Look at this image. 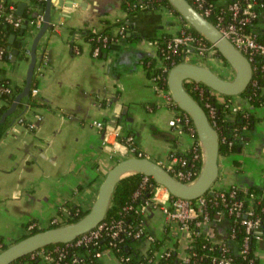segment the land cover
Segmentation results:
<instances>
[{"label": "crops", "instance_id": "obj_1", "mask_svg": "<svg viewBox=\"0 0 264 264\" xmlns=\"http://www.w3.org/2000/svg\"><path fill=\"white\" fill-rule=\"evenodd\" d=\"M123 1L53 2V28L37 48L38 61L43 57L46 60L42 61L45 63L42 73L36 76L39 93L34 97L44 106L33 108L24 98L6 121L0 140V239L6 235L22 239L29 232V224L45 228L53 218L65 221L70 206L78 211L89 209L107 172L130 156L127 137L133 138V144L146 157L160 164L171 154L190 149L195 138L188 132L175 133L170 125L172 112L153 89L143 64L146 57L156 58L158 65L162 63L157 42L165 34L178 33L181 16L166 9L130 16L131 29L119 37V28H115V41L104 56H94L92 44L80 33L86 28L100 29L105 20L126 18ZM9 2L17 8L28 0ZM262 13L255 25L256 32L261 34ZM37 32L27 36V48L32 46ZM15 50L19 49L12 48L13 58L1 62L0 69L14 87L23 88L24 77L18 76L12 82L7 74L9 66L20 58ZM230 73V77L224 78L232 79L233 68ZM234 101L241 108L254 111L259 118L264 116V107L255 109L245 97H234ZM21 116L29 118L34 127L19 122ZM234 117L229 115L230 119ZM95 121L103 122L104 128L96 127ZM247 134L238 152L220 155L219 182L214 190L262 187L264 120L257 121ZM142 219L146 230L162 237L165 220L159 209L150 206L142 213ZM228 226V222L211 226V238L221 241ZM257 233V264H264V226ZM189 236L181 234L178 245L181 256L187 254ZM146 246L144 241L142 248ZM99 261L122 264L111 250H105Z\"/></svg>", "mask_w": 264, "mask_h": 264}, {"label": "trees", "instance_id": "obj_2", "mask_svg": "<svg viewBox=\"0 0 264 264\" xmlns=\"http://www.w3.org/2000/svg\"><path fill=\"white\" fill-rule=\"evenodd\" d=\"M9 1L10 0H0V4H2L4 8H8V6L10 5ZM144 1L147 7L141 10L139 6H135V4L137 3L136 0H124L122 6L124 11L127 12L128 16L126 18H119L115 22L105 20L103 27H101L100 29L86 28L80 30V33L87 41L92 44V47H100L99 56H104L105 52L111 48L112 42L105 45L103 42V38L105 36L109 37L110 39L115 38L113 32L115 28H124V31L120 34V36H125L131 29V24L128 20L130 16L137 13L148 12L154 9L158 10L162 8H166L172 11L174 14L180 16V14L172 7L168 0ZM233 1L236 0H228V3ZM240 1L246 2L247 0ZM207 2L209 5H212V14L208 17V19L212 23L216 24V17L222 12L226 4H223L220 0H207ZM256 3L258 18L254 23V29L259 16L261 17V15H263L262 12L264 11V0H256ZM47 8V0H28L27 6L22 16L25 22L27 21V28L22 35L20 34L21 28L14 29L11 25L4 22L0 18V46L5 48L7 54L13 53L12 48H17L19 49V56H24L22 55V50L25 43V38L28 35H33L37 30L35 24L32 22L35 21L41 14H45ZM183 21L186 22L184 19ZM190 30L198 34L195 29L191 28ZM11 34H16L17 36V39L13 43H10L9 41ZM256 34L259 39L264 38V33L261 34L257 32ZM172 37L173 35L171 34H165L157 42L159 59H161L164 65L168 66V68L173 67L174 64H177L181 61L180 58H177V55L172 54L168 50L167 44ZM214 56L223 59L224 63L228 64L216 48ZM27 59L29 58L27 57ZM41 60L45 61L46 58L43 57ZM174 61L175 63H173ZM143 64L145 65L150 78H153L154 76L160 74L164 77L168 76V72L164 71L163 67L157 64L156 58L146 57L145 59H143ZM253 65L256 66V71L253 79V81H256V85L251 84L248 89L241 95V97L248 98L251 105H253L255 109H258L264 105V95L261 93V90L264 87V79L262 77L264 71L260 69L261 66H264V57L256 55L253 60ZM4 74L5 71L3 69H0V84H6L9 82V79L6 78ZM37 83L38 79L35 75L32 87H35ZM195 85L196 82L194 81H187L185 83L187 91L200 103L207 114H209L210 109L206 107V103H210V105L213 106L215 110L214 119L217 122L216 128L218 129L220 138H225L224 142L221 141L220 154L222 156H227L234 152H238V150L246 142V137L248 135L247 133L253 130L257 121L264 120V116L259 118L258 116H256V113L254 111H250L248 109H240L236 112L234 119H230L229 115L231 113L230 108L227 106V104L234 100V97L222 96L225 101H221L218 94H215L208 90L205 85L199 84L205 90L202 96L200 92L195 89ZM21 89L22 87H15L16 92L14 96H9L6 94L0 95V103H2L0 104V119L3 113L13 104L16 94L19 93ZM26 99L28 104L33 108L44 106V104H41L32 95H30V97ZM9 120L10 117L7 118V121ZM26 124L28 123L26 122ZM194 136L196 137V142L198 143V136L196 132ZM173 154L178 157H183L188 161V165H186L185 167L178 165L176 167L177 169H188L191 164L194 165V168L197 171H199V169L202 167V161L199 159H194L195 153L193 149L186 153ZM135 155L146 157V155L139 149L135 152ZM155 185L156 184L153 182L152 178H150L147 182H144V175L142 174H133L124 178L116 188L111 207L106 217V221L111 222L122 219L126 224L131 226V229L134 232H136V230L143 226L142 214L137 213L135 210H125V207L132 205L136 208L146 201H150L151 197L154 194ZM235 191L236 195L234 198L230 197V193L225 191L224 192L226 193L228 202L236 200L243 201L242 214L240 217H237L234 214L230 215L228 207H224V204L221 202L220 198L216 200L213 196H211L210 193L205 196L206 209L208 210L209 215L214 218L217 216L218 210H223L222 216L224 217V223L228 222L229 226L226 229V236L223 238L222 243H217L212 240L210 236V226H205L202 229L196 228L197 231H200V234L195 236V239L188 248V250L194 254V257H192L189 262L183 263L179 256V252L173 251L169 257L165 258L162 261V264H214V258H221L223 256L231 257L237 264H257L258 258L256 256L255 250L258 237L257 232L264 226V198L257 197L254 201H251L249 197L252 193L256 195H263V190L260 187H253L247 190L235 187ZM251 205L253 206L256 215L261 218V223L257 230L248 234L242 221L246 219V212ZM69 211L70 215L68 219L65 220V222L72 223L81 219L89 211V209L78 211L77 207L70 206ZM30 225L31 224L27 226L29 232L23 238L48 228L58 227L62 224H51L45 228L34 226L32 229H29ZM146 232L149 231L146 230L144 233L146 234ZM145 234L138 238L134 236H128L127 233L121 234L124 240L122 242L117 241V246H115L112 251L119 258L123 259L122 264H150V258L162 244V239L156 237L154 248L147 251V254L145 255V253L142 251V244L145 239ZM247 236L249 238V250L248 253L242 254L241 250L243 249L244 241ZM111 240L112 238L109 235L104 234L98 240V244L91 243L88 245L83 244L81 246H71L68 248L66 257L60 261V264L70 262L77 253H82L83 255V259L79 264H100V261L96 258L95 254L98 251H104L109 248V243ZM0 244H3L1 249H5L6 247H8L5 243H3V239H0ZM57 245L64 246L65 244L51 245L46 247L45 250L53 249ZM223 248H225L226 251H224ZM40 263V257H32V255L24 256L13 262V264Z\"/></svg>", "mask_w": 264, "mask_h": 264}, {"label": "built area", "instance_id": "obj_3", "mask_svg": "<svg viewBox=\"0 0 264 264\" xmlns=\"http://www.w3.org/2000/svg\"><path fill=\"white\" fill-rule=\"evenodd\" d=\"M137 3L135 6H139L140 9H145L147 5L145 4L144 0H136ZM192 6L204 17L208 19L209 16L212 14V5L208 4L207 0H188ZM134 6V7H135ZM256 0H247L246 2H242L240 0H236L230 2L225 5V8L222 12L217 15L216 17V24H214L222 34L228 38L234 46L243 52L248 59L251 61L253 65V60L256 55L264 57V38L259 39L257 37V32L254 29V23L258 18V13L256 10ZM166 9V8H162ZM16 6L14 4H10L8 8H4L2 4H0V18L11 25L14 29L21 28L24 24L25 20L22 16L16 13ZM168 10V9H166ZM170 11V10H169ZM181 18V27L175 35L168 41V50L174 55H177V58H180L181 61L179 63H192L198 65H205L208 66L207 60L215 58V47L200 33L196 34L192 32L190 29L192 28L190 24L183 21ZM209 20V19H208ZM45 21V14H41L35 21L32 23L35 24L37 31L42 26L43 22ZM95 29V28H94ZM95 31V30H94ZM124 28L119 29V37L121 33H123ZM115 38L110 39L109 37L105 36L103 38V42L105 45L112 42L114 43ZM210 43V45H209ZM27 54L30 58V50L27 49ZM93 54L94 56H98L100 54V47L95 46L93 47ZM6 57V58H5ZM213 57V58H212ZM13 58V54L6 53L4 47L0 46V63L5 60H10ZM217 58V57H216ZM175 60V59H174ZM162 62V60H161ZM175 63V61L173 62ZM177 63V64H179ZM177 64H174L177 65ZM44 62H37L35 75L39 76L44 68ZM159 66L163 67L164 71L169 72L170 68L165 66L162 62ZM210 67V66H209ZM260 69L264 71V66H261ZM254 75L256 71V66L253 65ZM264 79V73L262 75ZM254 79V78H253ZM152 86L155 92L160 95L163 99V104L168 106L172 112V117L170 120V125L177 134H183L184 132H188L191 134L195 139L190 146V150H194V159H199L203 162V148L201 142L198 139V143L196 142L195 128L194 124H192V119L189 114L182 111L177 104L173 101L171 93L167 86V77L163 75H156L151 78ZM200 83L196 82L195 89L200 92L203 96L204 89L199 85ZM251 84L256 85V81L251 82ZM211 92L218 94L220 96L221 101H225L221 95L213 90ZM15 87L11 83L0 84V95H15ZM39 93V89L37 85L32 87L31 95L36 96ZM261 93L264 95V87L261 90ZM238 97V96H236ZM249 101L248 98H246ZM207 108L210 109L208 117L210 119L211 124L216 128L217 122L214 119L215 117V110L210 103L205 104ZM230 108L231 114H236V112L241 108L238 104L232 100L230 103L227 104ZM264 107V105L262 106ZM212 118V121H211ZM19 122L26 124L28 122L27 117L21 116L18 118ZM30 128L34 127V123L28 122L27 124ZM94 125L98 128L103 129L105 124L101 121H95ZM217 129V128H216ZM218 130V129H217ZM221 141H225V138L221 139ZM125 143L129 146V155L130 156H137L135 152L138 150L137 146L133 145V138L127 137L125 139ZM181 165L185 167L188 165V161L183 157L175 156V154H171L168 160L162 164L176 179L185 182V183H192L194 182L200 172L195 170L194 165L188 169H177L176 167ZM264 178V172H263ZM150 178L144 176V182H147ZM264 181V180H263ZM263 191V195H256L252 193L250 195V200L254 201L257 197L264 198V183L262 187H260ZM230 193V197L234 198L236 195L235 187L229 188L223 191L217 190H210L207 194H211L214 199L218 200L220 198L221 202L224 204V207H228L230 215H236L240 217L242 214V207L243 201L236 200L232 202L227 201V196L225 192ZM206 194V195H207ZM205 195V196H206ZM200 197L196 200H187L182 198L173 197L168 189L162 185L156 184L154 187V194L151 197L150 201H146L145 203L137 206L136 208L132 205L125 207V210H135L137 213L142 214L145 212L146 209H149L150 206L153 208H157L161 211L164 216L165 220V231L161 237L162 244L160 247L155 251L153 256L150 258V264H162V261L169 257L173 251H178L179 244H180V237L182 233L189 234L188 239V248L189 245L195 239V236L200 234V231L196 230V228H203L205 226H214L219 225L224 222V217L222 216L223 210L217 211V216L212 218L209 215L208 210L206 209V197ZM246 219L242 221L245 225L246 231L248 234L252 233L253 231L257 230L260 223L261 218L256 215L253 206L251 205L248 211L246 212ZM60 222H64L59 218H53L51 224H58ZM35 224H31L29 229H32ZM130 228V229H128ZM146 228L143 224L136 232L131 229V226L126 224L124 220L120 219L118 221H111L107 222L106 220L99 224L95 229L81 235L75 241L66 243L64 246L57 245L53 249L45 250V248L34 252L32 257L39 256L41 263L44 264H60V261L66 257V253L68 248L71 246H81V245H88V244H98V240L104 235H109L112 240L109 243V248L106 250H111L117 246V241L122 242L124 239L122 238V233H127L128 236H134L136 238L145 234ZM226 236V231H225ZM224 236V237H225ZM234 237V235H233ZM258 238V237H257ZM156 240V236L151 234L150 232H146L144 241L147 243L146 248H142V251L147 254V251L154 248V242ZM213 240V238H212ZM223 240V239H222ZM221 241H215L217 243H222ZM226 251L225 248H223ZM249 250V238L248 236L245 238L243 249L241 250L242 254L248 253ZM105 251V250H104ZM104 251H98L95 256L99 260L104 253ZM82 253H77L71 259L70 262H65V264H79L83 257ZM181 261L183 263H187L190 261L194 254L191 253L189 250L185 256H181ZM121 259V258H120ZM123 259H121V262ZM214 264H237L231 257L223 256L221 258H214ZM13 264V263H12ZM168 264V263H163Z\"/></svg>", "mask_w": 264, "mask_h": 264}, {"label": "water", "instance_id": "obj_4", "mask_svg": "<svg viewBox=\"0 0 264 264\" xmlns=\"http://www.w3.org/2000/svg\"><path fill=\"white\" fill-rule=\"evenodd\" d=\"M55 1L47 0L48 8L45 12V21L36 33L30 48L25 85L0 119V140L6 130L7 118L15 112L17 105L24 98H29L31 95L38 62L37 48L47 31L53 28L51 8ZM168 1L193 29L203 35L219 51L233 68L235 74L232 79H227L217 74L209 66L185 62L171 67L168 72L167 86L172 99L182 111L190 115L203 148V162L198 178L192 183L182 182L176 179L162 164L149 157L129 156L122 159L107 172L94 203L81 219L20 239L0 251V264H12L24 256L51 245L73 242L81 235L95 229L106 220L117 186L130 175L142 174L152 178L155 184L166 187L173 197L187 200L199 199L213 189L214 183L220 176L221 138L218 130L211 124L206 111L187 91L185 83L194 81L205 85L208 90H213L224 96H241L254 78L253 65L248 57L237 49L211 21L201 15L188 0ZM26 6V2L19 3L16 13L23 16ZM26 28L27 21L21 27V35L24 34ZM15 38L16 34H12L9 39L10 43H13ZM14 53L18 54L19 50H15Z\"/></svg>", "mask_w": 264, "mask_h": 264}, {"label": "rangeland", "instance_id": "obj_5", "mask_svg": "<svg viewBox=\"0 0 264 264\" xmlns=\"http://www.w3.org/2000/svg\"><path fill=\"white\" fill-rule=\"evenodd\" d=\"M21 37V36H20ZM19 37V38H20ZM28 37L26 36L25 40L27 39ZM23 39V38H22ZM25 42V41H24ZM31 45H28V48L30 47ZM27 45H26V42L23 46V50H22V55L24 56H21L15 64L9 66L8 68V76L10 77V79L12 80V82H14V80L19 76V77H26V73H27V68H28V61L29 59H27V57L29 58V55L27 54ZM213 58V57H212ZM208 66H210L217 74H219L220 76L222 77H230V70L232 69V67L229 65V64H225L224 63V60L221 59V58H213V59H210V60H207L206 61ZM161 100V99H160ZM163 100V99H162ZM2 104V103H0ZM13 114H11L9 117L11 118ZM171 117H172V114H171ZM224 156V155H223ZM218 182H219V179L214 183L213 185V188L215 186L218 185ZM60 224L62 225H65V224H68L67 222H60ZM60 225V226H62ZM43 228V227H41ZM5 233H8L9 230H4ZM7 240H5V239ZM3 238V241L4 243L7 245V246H10L11 243H15L17 241H19L20 239L19 238H9L8 235L4 236ZM1 251V249H0Z\"/></svg>", "mask_w": 264, "mask_h": 264}]
</instances>
